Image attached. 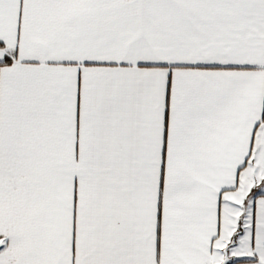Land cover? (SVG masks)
<instances>
[{
  "label": "snow or ice",
  "instance_id": "obj_1",
  "mask_svg": "<svg viewBox=\"0 0 264 264\" xmlns=\"http://www.w3.org/2000/svg\"><path fill=\"white\" fill-rule=\"evenodd\" d=\"M0 264H264V0H0Z\"/></svg>",
  "mask_w": 264,
  "mask_h": 264
}]
</instances>
